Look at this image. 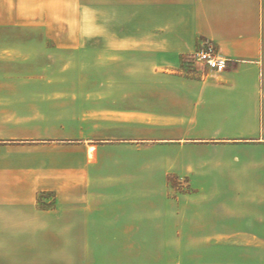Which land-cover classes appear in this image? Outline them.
<instances>
[{
    "label": "crops",
    "instance_id": "crops-1",
    "mask_svg": "<svg viewBox=\"0 0 264 264\" xmlns=\"http://www.w3.org/2000/svg\"><path fill=\"white\" fill-rule=\"evenodd\" d=\"M1 19L44 38L0 41V264H264V0H0ZM202 40L229 63L187 77Z\"/></svg>",
    "mask_w": 264,
    "mask_h": 264
},
{
    "label": "rangeland",
    "instance_id": "rangeland-1",
    "mask_svg": "<svg viewBox=\"0 0 264 264\" xmlns=\"http://www.w3.org/2000/svg\"><path fill=\"white\" fill-rule=\"evenodd\" d=\"M7 21H3V19L0 20V41L2 40H14V39H42L44 38L43 32L40 28H16V27H10L5 25ZM189 72H192L190 68H185L183 73L188 77ZM187 182V178L182 176H168V184L169 186V192L171 195H177L178 193H186L191 192L193 189L189 186H187L185 183ZM41 207H52L55 203L54 195L52 193H47L45 195H42L40 198ZM144 243L145 249H149L153 246L155 241H152L150 239H145L144 241H140ZM96 244V243H95ZM129 244V243H126ZM103 246L102 243L96 244L97 249H101ZM145 254L142 257H136V256H125L120 257L117 254L110 255L109 257H104L102 255L97 254L95 259L97 262L101 263L108 259L109 262H118L123 261L125 264H152L153 263V257L150 254ZM185 258H191V257H185ZM195 259H199V257H195Z\"/></svg>",
    "mask_w": 264,
    "mask_h": 264
},
{
    "label": "built area",
    "instance_id": "built-area-1",
    "mask_svg": "<svg viewBox=\"0 0 264 264\" xmlns=\"http://www.w3.org/2000/svg\"><path fill=\"white\" fill-rule=\"evenodd\" d=\"M185 63L192 72L198 67L220 73L225 71L229 60L218 53L212 41L202 40L197 49L186 57Z\"/></svg>",
    "mask_w": 264,
    "mask_h": 264
}]
</instances>
